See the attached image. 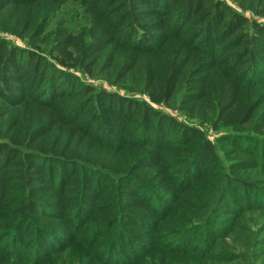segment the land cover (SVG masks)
Masks as SVG:
<instances>
[{
  "label": "trees",
  "instance_id": "obj_1",
  "mask_svg": "<svg viewBox=\"0 0 264 264\" xmlns=\"http://www.w3.org/2000/svg\"><path fill=\"white\" fill-rule=\"evenodd\" d=\"M229 1L0 0V31L25 41L0 37V235L52 237L86 212L81 233L112 254L142 230L187 235L236 203L250 211L264 189V23L246 12L264 16V0ZM68 3L84 26L49 28ZM160 106L223 130L228 170ZM249 219L234 216L210 251L248 250Z\"/></svg>",
  "mask_w": 264,
  "mask_h": 264
},
{
  "label": "rangeland",
  "instance_id": "obj_2",
  "mask_svg": "<svg viewBox=\"0 0 264 264\" xmlns=\"http://www.w3.org/2000/svg\"><path fill=\"white\" fill-rule=\"evenodd\" d=\"M227 1L230 4V1ZM246 16L264 23V16L254 15L251 12H246ZM56 21L73 32H77L85 24L80 7L74 3L66 4L53 18L49 28L53 27ZM0 37L18 47L25 45V41L6 32L0 31ZM95 83L106 88L100 82ZM111 88L107 89L118 90L114 87ZM159 109L182 123L201 129L206 138L214 144L216 153L225 168L222 169L223 172L228 170V160L233 159L231 151L235 150V145L217 141L224 133L223 130L214 131L208 124L189 120L175 107L160 106ZM254 174L257 175V179L264 178V170L258 169L254 171ZM260 190L257 197L251 195L250 203L246 209L249 208L250 211L247 213L239 203H236V209H226L218 220L213 219L212 225L201 230L199 227L196 229L188 224L187 227L191 231L189 234L181 236L162 237V235L156 236L142 230L139 241L126 243L121 239L122 242L118 243L117 249L112 254L111 250L97 247L98 243H95V240L100 237L98 231L93 232L91 236L81 233V228L89 215L86 212L76 218L78 224L69 218L64 219L62 229L54 233L52 237H41L35 232H28L23 239L10 240L3 237L4 233L3 236L0 235V248H5V254L12 260L7 264H53L55 256L66 254H68L67 261L72 264H213L215 262H209L213 259L218 260L219 262L216 263L220 264H244V258L248 259L249 264H264V189ZM234 216L250 218L252 232L250 247L243 251L238 245L232 255L217 256L213 250L210 251L209 245H216L220 237H226L225 233ZM5 220L6 214L1 221ZM121 233L125 236L124 230ZM205 235H210V241L206 242ZM166 251L167 253L164 254ZM209 257L211 258L208 261ZM61 261H64V257Z\"/></svg>",
  "mask_w": 264,
  "mask_h": 264
}]
</instances>
